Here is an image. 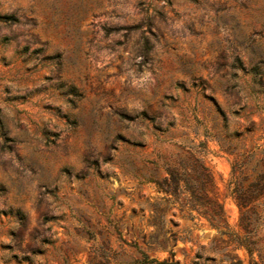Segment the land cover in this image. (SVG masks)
Segmentation results:
<instances>
[{
	"label": "rangeland",
	"instance_id": "rangeland-1",
	"mask_svg": "<svg viewBox=\"0 0 264 264\" xmlns=\"http://www.w3.org/2000/svg\"><path fill=\"white\" fill-rule=\"evenodd\" d=\"M263 147L264 0H0V264H264L157 183L200 159L242 232Z\"/></svg>",
	"mask_w": 264,
	"mask_h": 264
},
{
	"label": "trees",
	"instance_id": "trees-1",
	"mask_svg": "<svg viewBox=\"0 0 264 264\" xmlns=\"http://www.w3.org/2000/svg\"><path fill=\"white\" fill-rule=\"evenodd\" d=\"M68 93L73 98H80L82 93L75 85H70ZM217 111L227 120L226 112L220 105ZM240 132L235 131L238 135ZM236 154L232 163V194L240 209L239 226L242 232L232 231L227 219L224 205L213 195L214 179L208 166L200 159L193 158L168 168V176L158 181L159 189L164 191L168 200L179 201L184 195L181 206L207 218L210 225L221 234L229 236V242L245 247L249 253L260 251L254 241L260 229L264 228V147ZM174 255V252H172ZM146 261H156L146 255ZM161 264H177L172 261H161Z\"/></svg>",
	"mask_w": 264,
	"mask_h": 264
}]
</instances>
